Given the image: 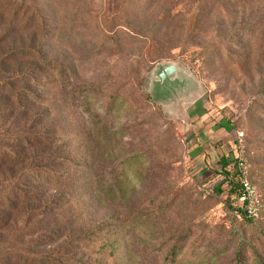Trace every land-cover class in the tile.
I'll return each mask as SVG.
<instances>
[{
    "label": "rangeland",
    "instance_id": "374dc122",
    "mask_svg": "<svg viewBox=\"0 0 264 264\" xmlns=\"http://www.w3.org/2000/svg\"><path fill=\"white\" fill-rule=\"evenodd\" d=\"M37 1L56 29L39 45L72 66L78 86L89 89L75 106H58L57 113L62 110L64 121L81 128L97 165L116 170L111 182L121 180L130 207L162 196L172 203L163 216L148 217L135 229L144 264H165L169 246L159 256L155 249L182 229L190 235L175 264H231L230 231L243 225H233L224 210V157L238 163L243 158L258 197L257 215L264 220V0H218L202 17L208 0L160 6L153 0ZM239 33L249 39L235 38L240 42L235 58L206 59L214 43ZM24 35L15 42L27 40ZM207 48L205 54L192 53ZM245 48L248 63L240 61ZM169 64L179 69L172 78L187 86L157 100L156 72ZM120 195L101 193L97 216L110 211L108 199ZM248 237L264 258V231ZM258 260L251 252L248 264H261Z\"/></svg>",
    "mask_w": 264,
    "mask_h": 264
},
{
    "label": "trees",
    "instance_id": "16d2710c",
    "mask_svg": "<svg viewBox=\"0 0 264 264\" xmlns=\"http://www.w3.org/2000/svg\"><path fill=\"white\" fill-rule=\"evenodd\" d=\"M217 1L208 0L201 17ZM178 2L153 0L158 6ZM55 30L37 0H0V264H144L133 240L135 229L148 217L163 216L172 203L162 196L130 207L131 196L121 180L111 182L116 170L97 165L94 147L81 128L64 121L63 107L75 106L89 89L78 86L80 77L72 66L49 57L39 45ZM20 33L27 40L16 43ZM235 38L249 35L217 41L206 59L213 54L219 60L235 58L240 43ZM250 58L245 48L240 61ZM146 99L151 100L148 95ZM232 162L224 157L222 163L228 180L224 210L233 225L240 222L243 227L230 231L231 264H248L251 252L264 264L248 237L249 232L264 231V220L240 202L239 163L230 166ZM103 192L121 195L108 199L110 211L98 217L94 207ZM157 232H151L154 241ZM189 235V229L174 231L155 249L157 256L169 246L165 264H175Z\"/></svg>",
    "mask_w": 264,
    "mask_h": 264
},
{
    "label": "water",
    "instance_id": "95a60500",
    "mask_svg": "<svg viewBox=\"0 0 264 264\" xmlns=\"http://www.w3.org/2000/svg\"><path fill=\"white\" fill-rule=\"evenodd\" d=\"M179 72L175 64L166 66L161 65L156 72L158 80L154 82L153 95L157 100L166 101L180 87H186V81L173 79L172 77Z\"/></svg>",
    "mask_w": 264,
    "mask_h": 264
},
{
    "label": "built area",
    "instance_id": "2783aa9c",
    "mask_svg": "<svg viewBox=\"0 0 264 264\" xmlns=\"http://www.w3.org/2000/svg\"><path fill=\"white\" fill-rule=\"evenodd\" d=\"M239 158V167L241 170L240 183L242 186V193L239 197L240 202L244 203L247 208V212L252 215H257L258 207V197L256 191L252 186L251 182L247 176L246 165L243 162V158Z\"/></svg>",
    "mask_w": 264,
    "mask_h": 264
}]
</instances>
